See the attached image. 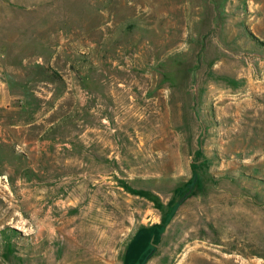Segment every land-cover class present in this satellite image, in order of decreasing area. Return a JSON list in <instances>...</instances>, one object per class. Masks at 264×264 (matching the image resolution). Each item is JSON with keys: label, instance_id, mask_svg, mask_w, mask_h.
Instances as JSON below:
<instances>
[{"label": "rangeland", "instance_id": "1", "mask_svg": "<svg viewBox=\"0 0 264 264\" xmlns=\"http://www.w3.org/2000/svg\"><path fill=\"white\" fill-rule=\"evenodd\" d=\"M0 190V264H264V0H0Z\"/></svg>", "mask_w": 264, "mask_h": 264}, {"label": "bare ground", "instance_id": "2", "mask_svg": "<svg viewBox=\"0 0 264 264\" xmlns=\"http://www.w3.org/2000/svg\"><path fill=\"white\" fill-rule=\"evenodd\" d=\"M124 87V86H123ZM78 88V87H77ZM120 95V94H119ZM88 99L89 98H87L86 97V100H84V105L85 104H87V102H88ZM245 108V107H244ZM7 172V171H6ZM8 173V172H7ZM4 174H5V172H4ZM13 175V174H12ZM3 192V191H2ZM22 192L23 193H28V192H30V190L29 189H22ZM0 193H1V190H0ZM35 193V192H34ZM32 194V193H31ZM4 196V195H3ZM32 196V195H31ZM30 196V197H31ZM35 199V198H34ZM3 200V206L1 207V209H0V220H3V218H4V216H6L8 213H10V206L9 205H6V203H7V201H8V198H5V199H2ZM10 215V214H9ZM12 218V217H11ZM15 219V218H14ZM1 222V221H0ZM10 221H7V223H9ZM16 227H18V228H21V226L18 224V225H15Z\"/></svg>", "mask_w": 264, "mask_h": 264}, {"label": "crops", "instance_id": "3", "mask_svg": "<svg viewBox=\"0 0 264 264\" xmlns=\"http://www.w3.org/2000/svg\"><path fill=\"white\" fill-rule=\"evenodd\" d=\"M162 236H166V237H167V232H164V235H162ZM162 239H163V237H162ZM160 242H162V241H160ZM154 256H155V255H153L152 257H150V258L147 260L146 263H149L150 260H151Z\"/></svg>", "mask_w": 264, "mask_h": 264}]
</instances>
